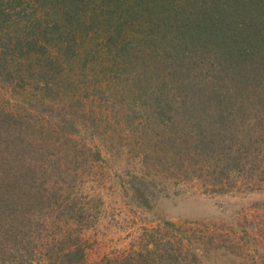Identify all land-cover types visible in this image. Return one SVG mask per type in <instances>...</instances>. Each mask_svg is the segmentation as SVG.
<instances>
[{"label": "trees", "instance_id": "trees-1", "mask_svg": "<svg viewBox=\"0 0 264 264\" xmlns=\"http://www.w3.org/2000/svg\"><path fill=\"white\" fill-rule=\"evenodd\" d=\"M98 1L100 15H90L88 9ZM134 2L136 24L147 29L139 30L145 46L124 42L120 52L128 56V65L143 62L144 72L136 74L132 85L124 79L120 86L122 94L136 93L135 99L149 111L141 145L146 147L150 136L157 149L144 156V163L165 159L169 170L181 177L190 174L210 184L217 194L241 180L247 186L262 187L264 0H203L202 4L197 0L188 7L181 5L185 0ZM122 6L130 5L123 0H0V75L9 63L20 62L24 80L19 82L29 83L32 76L34 85L44 91H60L65 87L60 86L62 82H75L76 66L81 73L86 68L92 50L86 41H95L96 46H104V40L107 46L118 43L112 28L98 24L103 18L114 20ZM171 50L191 57V63L184 65L185 76L178 58L167 61ZM199 77L201 81H196ZM12 86L15 90L17 84ZM19 86L24 93H12L13 106L10 101L8 106L0 102V264H89L82 237L93 223H89L92 213L86 199L98 180L81 169L89 163L84 152L74 147L63 150L59 141L48 144L49 136L59 131L66 137L76 136L79 125L65 116L53 125L58 109L40 98L32 108L47 110L51 133L38 140L35 133L24 135L20 109L26 112L25 94L34 92ZM93 156L101 158L99 151ZM165 224L177 231L173 239L162 245L155 242L156 249L145 245L144 253L118 264L187 260L178 245L183 243L180 229ZM210 243L198 245L197 250L217 248L212 238ZM190 250L196 255L195 247Z\"/></svg>", "mask_w": 264, "mask_h": 264}, {"label": "rangeland", "instance_id": "rangeland-1", "mask_svg": "<svg viewBox=\"0 0 264 264\" xmlns=\"http://www.w3.org/2000/svg\"><path fill=\"white\" fill-rule=\"evenodd\" d=\"M185 1L181 5L188 7L197 0ZM123 2L130 6H122L116 16H112L114 20L105 19L104 22L103 18L98 24L112 28L115 33H110L119 37L118 43L107 46L106 40L102 39L104 46H96L95 41H86L88 48H92L91 55L82 73L78 66L74 68L73 75L77 76L74 83L62 82L60 86L65 87L60 91L57 88L56 93L44 91L42 86L34 85L32 76L30 84L19 82L24 80L19 74L23 66L20 62L9 63L6 72L0 75L1 105L8 106L9 101L10 106L16 103L12 93L22 95L24 89L19 86L21 84L27 91L32 89L34 92V95L30 92L25 94L22 105L26 112L20 109L26 129L24 135L35 133L38 140L51 133L50 124L46 121L47 110L44 107L32 108L40 98L48 104L54 103L58 109L54 112L53 125L64 116L73 118L79 125L80 132L76 136L66 137L58 130L59 133L49 136L51 143L48 144L51 146L59 141L61 147L64 145L63 150L74 147L84 152L89 163L81 169L98 180L95 190H88L86 199L92 213L89 223H93L82 237L89 264H118L138 252L144 253L145 245L156 249L155 242L162 245L174 237L173 231L176 230L165 222L181 231L183 243L178 245L187 257L182 264H264V185L251 187L241 180L238 186L234 183L227 186L222 194H217L212 192L210 184H203L190 174H182L181 177L169 170L165 159H161L164 162L149 159L147 164L144 163V156L154 151L151 149H157L150 136L146 147L141 145L142 128L149 111L144 103L135 99L136 93L122 94L120 86L124 79L132 85L136 74H143V62L135 67L128 65V56L120 51L124 42L136 46L138 41V45H144L140 35L147 29L136 24L134 0ZM94 4L95 8L88 9L90 15H100V1ZM24 7L25 3L22 9ZM26 11L31 12L30 9ZM123 15L125 19L120 18ZM37 17L44 22L47 20L41 14ZM139 30L142 31L139 33ZM96 31L101 33L98 29ZM181 50H171L172 54L166 58L170 63L178 58L176 62L184 67L180 72L183 75L187 74L184 65L191 63V57L184 56ZM156 73H147L144 77ZM15 84L17 87L12 90ZM188 84L191 87L192 84ZM97 151L100 152L99 160L93 156ZM79 159L82 163L83 158L80 156ZM211 238L216 249L206 246L208 252L197 250L198 245H211ZM192 247L196 248V255L191 253Z\"/></svg>", "mask_w": 264, "mask_h": 264}]
</instances>
